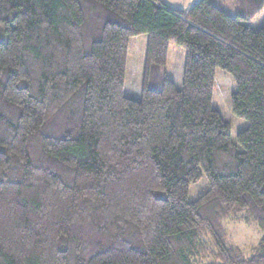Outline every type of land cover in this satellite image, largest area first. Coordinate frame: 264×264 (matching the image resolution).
I'll return each mask as SVG.
<instances>
[{
	"label": "trees",
	"instance_id": "trees-1",
	"mask_svg": "<svg viewBox=\"0 0 264 264\" xmlns=\"http://www.w3.org/2000/svg\"><path fill=\"white\" fill-rule=\"evenodd\" d=\"M263 9L0 0V264H264V25H245ZM171 44L185 55L178 88L165 76ZM217 69L248 123L236 143L212 106ZM247 223L262 232L248 257L225 227Z\"/></svg>",
	"mask_w": 264,
	"mask_h": 264
},
{
	"label": "rangeland",
	"instance_id": "rangeland-1",
	"mask_svg": "<svg viewBox=\"0 0 264 264\" xmlns=\"http://www.w3.org/2000/svg\"><path fill=\"white\" fill-rule=\"evenodd\" d=\"M221 5L225 7V11L230 15H235L239 8V0H220ZM161 2L175 10H184L186 5H182L183 0H161ZM218 4V2H215ZM245 25L252 30H258L264 25V9L251 21L245 22ZM6 39L3 34V27L0 25V42H4ZM146 36H139L132 38L129 41V51L127 56V70L126 80L123 93L126 97L132 99H139L141 93L144 60L146 51ZM132 52L135 55L134 62L131 63ZM184 50L174 44L169 46L168 59L165 67L166 78L172 80L176 87H180L182 78V69L184 62ZM174 60V64L177 62V76H173L167 66L169 67ZM131 63V64H130ZM216 87L213 93V109L216 110L224 122L230 126L231 140L236 143V136L239 132L245 130L248 123L240 118H236L232 115L230 110V97L235 92L236 86L231 76L217 69L215 72ZM208 185L205 178L201 179L198 183L190 186L188 200L190 202L195 201L200 195H202ZM226 231L230 241L238 246L245 256H249V249L251 246L259 242L262 232L251 223L241 225H226Z\"/></svg>",
	"mask_w": 264,
	"mask_h": 264
},
{
	"label": "crops",
	"instance_id": "crops-1",
	"mask_svg": "<svg viewBox=\"0 0 264 264\" xmlns=\"http://www.w3.org/2000/svg\"><path fill=\"white\" fill-rule=\"evenodd\" d=\"M197 0H183V2H181V4L182 5H186L187 7L186 8H184V10H182V11H185V10H187L192 4H194L195 2H196ZM134 58H135V55H134V53L132 52V58H131V63H133L134 62ZM130 63V64H131ZM167 68L169 69V71H170V73L173 75V76H177L176 74H177V70H176V68H177V62H176V64H174V60L171 62V64H170V66L168 67L167 66ZM166 75V74H165ZM182 79V78H181ZM170 80V79H169ZM172 81V80H171ZM174 83V82H173ZM176 86V85H175ZM178 88V87H177Z\"/></svg>",
	"mask_w": 264,
	"mask_h": 264
}]
</instances>
